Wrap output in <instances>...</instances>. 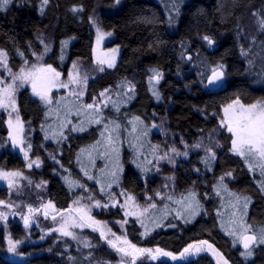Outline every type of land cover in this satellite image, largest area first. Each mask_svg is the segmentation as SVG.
I'll return each mask as SVG.
<instances>
[{"label": "trees", "instance_id": "16d2710c", "mask_svg": "<svg viewBox=\"0 0 264 264\" xmlns=\"http://www.w3.org/2000/svg\"><path fill=\"white\" fill-rule=\"evenodd\" d=\"M173 2L179 4V15L173 10ZM96 3L107 9L101 13L100 23L104 30L113 34L114 44L121 48V59L115 70L108 71L104 77H99V74L90 80L88 99L91 95H98L105 88L110 87L113 92L120 91L117 85L124 80L131 81L136 88L134 98L121 106L119 114L106 108L105 116L119 115L124 123L123 114L127 113L129 119L132 116L141 117L149 127L150 121L162 117L167 121L169 130L176 139L183 137L188 143H196L218 128L219 117L214 118L212 113L219 112L220 105L236 95L245 103L264 98V31L257 27L259 16L252 14H264V0H120L119 4H115L114 0H51L43 15L39 11L40 0H13L7 11H0V49L8 52L9 66L17 69L23 62L17 55V49L23 52L26 58L30 56L29 44L34 41L37 32L49 25H54L57 31L54 51L48 57V63L66 73L75 60L91 61L89 17ZM74 5L82 6L83 11L73 13L70 9ZM169 15L176 21L172 26L167 23ZM238 32L241 34L239 37ZM205 34L216 41L211 48L207 47L206 41L200 39ZM63 40H69V43L64 50V59L61 60L60 42ZM181 42L190 43L188 54L193 55L191 62L180 60ZM241 45L246 51L251 49L246 57L240 55ZM196 51L213 66L217 62L226 66L225 84L220 90L212 91L206 87V82L198 83L202 79L200 73L205 71V67L196 60ZM249 60L252 64H249ZM153 67L164 74L162 89H159L160 100L149 95L148 76L151 73L148 69ZM136 75L140 76L142 81H138ZM113 99L116 97L113 96ZM17 103L20 116L27 124L26 131L32 136V156H38L42 161L37 175L47 181L49 200H52L57 208H66L81 194L79 188L69 189L62 178L66 175L87 184L97 199H103L97 190L98 185L83 176L77 163L80 148L99 138L97 126L92 125L85 132L70 135L66 131L68 140L58 147L55 140H45V131L41 130V125L47 130L49 121L53 118L47 113L43 102L32 96L28 88H21L17 92ZM151 107L157 118L149 116ZM5 122V112L0 110L1 135L7 132ZM150 133L151 140L163 146L164 140L161 141V136L152 129ZM219 134L215 141L222 147L214 148L217 158L212 172L203 171L199 159L205 154L202 149L190 150L187 159H180L170 172V176L175 177L176 195L192 188L195 181V191L200 194L206 214L201 212L188 223L182 219L173 221L168 216L163 222L164 226L156 228L146 238L140 236L143 231L140 224L130 221L127 231L129 240L140 247L158 246L174 253H179L194 241L207 240L222 251L231 264H264V245L255 248L253 256L245 260L240 255L241 244L233 247L232 237L220 228L216 211L220 208L221 201L220 198L212 196L214 176L218 177L229 171L233 173L235 179L226 180V183L231 191L250 198L247 220L254 229L264 227V191L258 183L262 179L259 171L255 174L249 172L243 160L227 150L229 134ZM124 143L121 156L124 169L121 187L143 200L145 191L152 195L153 190L161 189L167 182L166 177L163 172L155 170L146 175L141 173L131 163V149L128 151L126 139ZM50 153L55 155V160L50 158ZM0 160L8 169L21 170L24 167L22 159L8 151L2 153ZM57 160L63 168L56 163ZM102 163L103 161L97 160V168L102 167ZM193 166L200 168L203 175L194 173ZM64 169L68 171L65 172ZM112 191L118 195L119 189L114 185ZM205 192L209 194L207 199L203 197ZM6 193L4 189H0V199H6ZM157 206L161 207V203ZM123 216L119 206L110 207L99 215L107 222L122 220ZM9 223V233L0 224V264H19L5 256L7 234L17 239L23 237L19 223L13 220ZM169 224H174L175 227H170ZM91 239L96 245L93 250L94 262L99 260L96 256H104V260L109 262L114 260L115 254L104 253L105 248L101 247L103 245L98 235H91ZM48 248L54 250L51 243L44 244L40 247L44 253L33 257L28 264H65V255L60 254L59 250L46 252ZM77 260L80 264H87L83 259ZM68 262L71 264V261ZM137 264H216V261L209 252H203L194 259L178 261L171 258L153 261L144 256Z\"/></svg>", "mask_w": 264, "mask_h": 264}, {"label": "snow or ice", "instance_id": "6c2138e0", "mask_svg": "<svg viewBox=\"0 0 264 264\" xmlns=\"http://www.w3.org/2000/svg\"><path fill=\"white\" fill-rule=\"evenodd\" d=\"M13 3V0H0V11H7ZM50 0H40L39 11L43 15L45 8L49 5ZM115 4H119L120 0H114ZM173 10L179 15V4L173 2ZM70 11L73 13L82 12V6L74 5ZM253 16H259L257 27L264 31V14L252 13ZM92 24L96 26V47L93 49L95 54V64L99 72L105 71V66L109 69L116 66V59L119 54V48H111L107 51L101 49V43L106 36L112 33L104 32L96 25L94 18L89 17ZM175 18L169 15L167 23L169 26L175 24ZM241 34L238 32L237 36ZM39 39V38H38ZM201 40L207 42V47L211 48L216 41L209 35H203ZM255 41H253L254 43ZM41 44L44 41L40 40ZM69 40H63L61 44V60L64 59V50ZM191 47L189 42H181L179 53L180 60L191 62L193 55L188 54ZM31 48V44H29ZM50 51V46L44 44V50L36 56L35 63H29L23 52L17 49V55L23 59V66L18 72H14L9 66V56L5 49H0V110L8 113L6 121L8 127V140L12 147L18 148L23 154L26 162V168L31 170L34 166L39 168L42 161L37 156L35 159L30 158L33 145L26 142L24 121L20 116L19 105L17 103V92L20 88L30 86L33 95L39 97L47 108V113L55 116V125L49 126L45 130L41 125V130L45 131V140H55L58 147L62 142L68 140L71 133L85 132L92 125L97 126L99 138L91 144L80 148L77 153V163L80 171L88 181H93L94 185H98V192L103 199H97L95 194L89 190L88 185L71 178L70 175L63 176L65 183L69 189L79 188L81 194H78L72 203L66 208H57L52 200L41 202L37 206L25 204V211L17 212L20 207L11 201V194L14 190H18L22 185L21 181L26 180L29 185L32 184L30 177L26 176L23 171L18 169L0 168V181L5 182L9 191V199H0V222L7 224L9 216H20L25 229L30 228L37 222L38 216L44 219H50L53 227L46 230V234L51 235L57 233L60 238L70 239L77 242V248L82 245L84 248H92V242L83 236L84 229H91L92 232L99 233V239H102L109 248L114 250L121 257L120 264H136L141 257L147 256L155 261L161 257L171 258L173 261L186 260L188 256L198 254L200 252H209L215 258L216 264H231L225 254L215 247L214 244L207 240H198L189 243L179 253L167 251L161 247L147 248L140 247L128 239L126 230L121 235H117L108 226L107 221L96 219L92 214L93 208L107 210L108 208H116L119 206L125 217L122 221H116L121 229L128 223V217H135L136 223H139L143 231L140 236L146 238L156 228L164 226L163 221L170 215L174 218L182 219L185 223L190 222L199 216L201 212H205L201 202L200 194L195 191V181L193 187L186 189L176 195L175 177H166V183L161 189L153 190L152 195H148L145 191V205L141 206L134 193L121 187V176L123 174V164L121 162V149L127 140L131 149V163L140 169L141 173L147 174L153 169L159 172V164L166 161L168 164L175 166L176 159L183 157L187 159L189 151L203 150L204 156L200 157V163L203 165V171L212 172L213 165L217 158L214 148H220L218 142L214 141L213 134L208 136V144H204V138L193 145H189L183 137L180 138V144L184 150L181 151L175 145V142L169 143L167 140L161 144H153L148 139L151 128H160L164 132L162 126L155 123L149 127L139 116L128 118L127 113L123 114L124 123L121 122L119 115L105 116L104 109L110 108L113 113L119 114L121 106L131 101L135 96V85L130 81L124 80L117 85L120 89L113 92L111 88H105L98 95L89 96L91 102H86L83 98L87 94L88 75H81L79 65L76 61L72 62L71 70L67 73V79H63L65 73L58 71L50 63H43L44 56ZM248 51H251L249 49ZM248 51L243 45L240 46V55L247 56ZM196 60L200 65L205 67V71L201 72L200 84L213 87H222L226 66L217 62L214 66L205 58L201 57L199 51L194 53ZM249 64L252 61L249 60ZM199 66V65H195ZM148 71L149 90L156 100L161 99L160 92L157 88L163 79V72L158 68H150ZM179 72V66L177 68ZM67 90V95L54 96V92L59 90ZM113 96L116 99H113ZM13 114H15L13 116ZM213 117H219L217 127L221 132L229 134L228 151L234 156L239 157L247 165L248 171L255 174L258 170L262 178L258 181L260 188L264 191V98L256 99L253 102L245 103L239 95L228 102L220 105L219 112L212 113ZM80 117L78 123H73L71 117ZM70 126V127H69ZM130 126V128H129ZM68 132V135L65 132ZM215 132V130H213ZM166 135V133H165ZM42 147V145H41ZM50 158L55 160V155L50 153ZM151 157V158H149ZM97 160L103 161V166L97 168ZM86 161V163H85ZM57 164L60 162L57 160ZM63 168V165L60 164ZM67 172V169H64ZM192 171L198 175H203L200 168L193 166ZM235 177L231 171L222 173L218 177L214 176L212 184V196L220 198L223 208H217L216 216L220 220V228L232 237V246L241 244L244 251L240 255L245 260L251 258L255 248L264 245V227L254 229L248 223V207L251 200L247 196H241L229 189L226 180H234ZM47 181L41 180L36 184V188H41ZM147 181L145 180V184ZM119 189L118 195L113 192V186ZM119 197V198H118ZM204 198H209V194L205 192ZM120 198H123L121 203ZM157 198L161 203V207L157 206ZM87 199L88 203H84ZM225 213L227 215L225 216ZM175 227L174 224H169ZM43 239V237H41ZM8 251L17 253L21 240L13 239L9 234L7 237ZM71 264H80L76 257L69 256ZM91 262L92 254L89 253L87 258ZM106 264V262H100Z\"/></svg>", "mask_w": 264, "mask_h": 264}, {"label": "rangeland", "instance_id": "374dc122", "mask_svg": "<svg viewBox=\"0 0 264 264\" xmlns=\"http://www.w3.org/2000/svg\"><path fill=\"white\" fill-rule=\"evenodd\" d=\"M50 3H51V0H50ZM105 11H107V9H105V7L102 4L96 3L91 17L95 19L96 25H98L102 31L108 32V31H106V30H104L102 28L101 23H100V15H101V13H103ZM90 26H91V30H92V34H93L95 47H96V26H94L92 24L91 20H90ZM56 31L57 30H56V27L54 25H49V26L44 27V29H42L41 31L36 33V35L34 37V41L31 43V48H29L30 49V56H28V58H27L29 63H35L36 62V56H33L32 52L34 51V52L37 53V55H39L44 50V44H48L50 46V51L43 58V63H48V57L52 53L54 45H55ZM113 38H114L113 34L111 36H106L103 39L102 43H101V49L104 50V51H107L108 49H111V48H117V47L119 48V46H117V45H112V46H108L107 45L109 43H113V41H114ZM41 39L44 41V44L40 43ZM119 51H120V48H119ZM75 61L79 65L81 75H84V74L88 75V77H89L88 86H89V82H90V80L92 78H94L95 76H97V75L102 73V72L98 71L97 65L95 64V54H94V56H93L91 61H83V60H75ZM23 63L24 62H22L17 69H12V70L14 72H18L19 68L21 66H23ZM71 65H70L68 71L71 70ZM68 71L65 73L64 77H62L65 80L67 79ZM205 82H206V80H205ZM23 88H28L31 91L30 86H25ZM31 94H32V92H31ZM60 95H67V90L61 89L58 92H54V96H60ZM32 96H34L35 98H39V97H37V96H35L33 94H32ZM83 99L86 102H91L88 99V88H87V94L85 95V97ZM4 112H5L6 121H7L8 113L6 111H4ZM14 115L15 114H13V116ZM51 116H53V118L49 121V125L47 126L48 128H49L50 125L51 126L55 125V119L56 118H55L54 115H51ZM71 119H72V122L75 124V123L79 122L80 118L78 120H74L71 117ZM152 123H155L156 125L163 127L164 132H161L159 127L151 128L153 131H155L156 133H158L161 136V141L162 140H164V141L167 140L169 143L175 142V145H176V147L178 149H180L181 151L184 150L183 145L180 144V138L176 139L172 135V133L169 130L168 123H167V121L164 118L158 117L156 120L150 121V124H152ZM6 126H7V123H6ZM7 129H8V127H7ZM165 133H166V135H165ZM210 133L213 134V139L215 141L217 139V137L220 135L219 133H221V131L217 128L215 130V132L212 131V132H209V134ZM222 133L227 134L226 132H222ZM208 136L206 138H204V140H203L204 144H208L209 143ZM149 140L151 141V143L155 144V142H153L151 140V136L150 135H149ZM194 143H188V144L191 146ZM8 147L11 148L13 151L17 152L18 154H20L22 156V158H23V154L19 152V149L18 148L14 149L12 147L11 142L8 140V136L7 137H1L0 136V157H1L2 153L6 149H8ZM122 147H123V149H121V156H123L125 145L122 146ZM126 147L128 148V151H129L130 150L129 146H126ZM30 158L31 159H35V157L32 156V153L30 154ZM149 158H151V157H149ZM180 159H183V157L177 158L176 159V164H177L178 161H180ZM25 165H26V162H25ZM0 168L8 169L6 164L3 163L1 160H0ZM40 168H41V166L39 168H36L34 166L31 170H29V169L26 168V166H24L23 169H21V171H23L26 176L31 178L32 184L29 185L26 180L21 181V185L22 186L18 190H14L12 192L11 201L15 202L17 205H20V207H18L16 209L17 212L25 211V208H24L25 204H32L33 206H37L41 202V199L44 202L49 200V198L47 196V183L45 185H43L41 188H39V189L35 187V185L39 184L41 182V180H44L41 176L37 175V171H40ZM173 168H174L173 165L168 164L166 161H161L160 164H159V169H160L159 173L163 172L165 177H169L170 176V172H171V170ZM153 170H155V169H153ZM91 182H93V181H91ZM0 189H4L5 192H7L6 193L7 198L5 200H8L9 199V191L7 189V186H6L5 182L0 181ZM89 190H90V188H89ZM120 200H121V203H122L123 202V198H120ZM137 200L141 204V206L145 205V199L144 198H143V200H142V198L141 199L137 198ZM84 203H88L87 199L84 200ZM159 203H160V201L157 198V205H159ZM107 210H101V209L93 208L92 214L96 217V219L102 220V221H106V220L101 219L99 217V215L101 214V212L103 213V211H107ZM223 211H224L223 208H221V212H223ZM226 215H227V213H225V216ZM169 218L173 219V221L177 220V218H174L173 215H170ZM124 219H125V217L123 216L122 220H124ZM135 219H136L135 217H128L127 218L128 223L124 226V229H121L120 225L115 223L116 221H122V220H116V221L107 222V223H108V226L112 229L113 232H115L117 235H121L124 230H126V233H127L128 227H129V222L130 221H135ZM10 220H13L14 222L16 221V222L19 223V225L21 226V229L23 231V234H22L23 237L18 239V240L22 241V243L17 248V253L18 254L9 252L8 251V242L6 243L7 244V248H6V251H5V256H7L9 258H12L15 262H18L19 264H22V263L23 264H28L30 259H33V257L42 255L44 253L43 252L44 250H41L40 247L43 246L44 244H47V243H51L53 245L54 250H59L60 254L65 255V258H64L65 264L69 263L68 262L69 261V259H68L69 256L76 257V258H79V259H83L84 261H86L87 264H100V262H106V264H120L121 257L119 256V254H117L114 250L109 248L108 245L102 239H100V241H101V245H103L101 247L105 248L104 253H107V252L110 253V254L113 253V254H115V258H114L113 261L109 262V261L104 260V256H100L101 258H99V256H96V259H99V260H97L96 262L93 261V257H94L93 250H94L96 245H94L95 243L91 239V235H98L99 236V233L92 232L91 229H84L82 235L86 236L92 242L93 247L89 249V248H84L81 245L80 249L78 250L76 241H72L70 239L66 240L65 238H60L57 233H52L51 235L46 234V230L54 226L50 219H44L43 216H38L37 217V222L34 223L30 228L25 229V227L23 225V221L21 220L20 216H15L13 218H11V216H9L6 225L3 222H0V224L3 227L6 228L7 233H9V230H10V223H9ZM166 220L167 219H165V221ZM7 235H9V234H7ZM41 237H43V239ZM12 238L13 239H17V238H14L13 236H12ZM101 247L99 249H101ZM54 250H51V249L48 248L46 250V252H48V251L53 252ZM90 252L92 254L91 262L89 261V259H87L89 257V253ZM201 253H203V252H200L198 254L190 255V256L187 257V259H194L197 256H199ZM210 255H211V253H210ZM211 257L215 260V258L212 255H211ZM161 258H168V257H161ZM138 260H140V259H138ZM136 264H137V262H136Z\"/></svg>", "mask_w": 264, "mask_h": 264}, {"label": "flooded vegetation", "instance_id": "af4514ba", "mask_svg": "<svg viewBox=\"0 0 264 264\" xmlns=\"http://www.w3.org/2000/svg\"><path fill=\"white\" fill-rule=\"evenodd\" d=\"M89 34H90V40L92 41V51H91V53H92V58H93V56H94L93 49L95 48V43H94V39H93V34H92L91 26H90V29H89ZM107 45H108V46H112V45H115V44H114V41H113V43H109V44H107ZM119 48H120V47H119ZM53 51H54V48H53ZM92 58H91V60H92ZM120 59H121V48H120L119 55H118L117 60H116V66H115L114 68H111V69L105 67V71L102 72V73L99 75V77H104V76L107 74L108 71L115 70L116 67H118V65H119V63H120ZM83 61H89V60H83ZM58 71H60V70H58ZM61 72H63V71H61ZM136 76H137L138 81H142V79H141L140 76H138V75H136ZM133 81H134V80H133ZM162 85H163V83H162V80H161L160 83H159V85H157L158 90H159V89H160V90L162 89ZM135 91H136V88H135ZM149 95H150V97H153L152 92H151L150 90H149ZM151 109H152V107L149 108V116H150V117H153V118H157L158 116H157L155 113H153V112L151 111ZM74 117H75V116H73L72 118L74 119ZM76 119H77V117H75V120H76ZM5 125H6V122H5ZM26 125H27V124L24 123V126H25V136H26V141H27V142H31V141H32V136H31V134H29V133L26 131ZM6 128H7V126H6ZM0 136H1V137H7V136H8V129H7V132L5 133V135H4V134L1 135V133H0ZM6 151L11 152V154H13V155H17V156H19V157L22 159V164L25 166V161L23 160V158H22V156H21L20 154H18L17 152L13 151V150H12L11 148H9V147H8V149H6L4 152L6 153ZM0 158H1V157H0ZM30 260H31V259H30ZM29 262H30V261H29ZM29 262H28V263H29ZM22 264H23V263H22Z\"/></svg>", "mask_w": 264, "mask_h": 264}, {"label": "water", "instance_id": "95a60500", "mask_svg": "<svg viewBox=\"0 0 264 264\" xmlns=\"http://www.w3.org/2000/svg\"><path fill=\"white\" fill-rule=\"evenodd\" d=\"M225 84V77H224V81H223V84H222V87L224 86ZM206 87L209 89V90H212V91H217V90H220L222 87H213V86H210V85H207V81H206ZM240 248L242 249V251H244L242 245L240 246Z\"/></svg>", "mask_w": 264, "mask_h": 264}]
</instances>
